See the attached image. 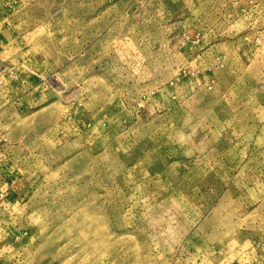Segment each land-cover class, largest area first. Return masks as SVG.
<instances>
[{"label":"rangeland","instance_id":"1","mask_svg":"<svg viewBox=\"0 0 264 264\" xmlns=\"http://www.w3.org/2000/svg\"><path fill=\"white\" fill-rule=\"evenodd\" d=\"M0 264H264V0H0Z\"/></svg>","mask_w":264,"mask_h":264}]
</instances>
